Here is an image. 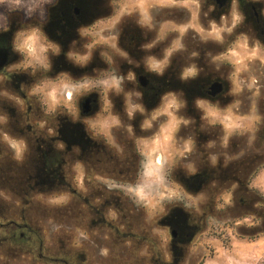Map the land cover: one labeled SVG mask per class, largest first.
<instances>
[{"label":"rangeland","instance_id":"1","mask_svg":"<svg viewBox=\"0 0 264 264\" xmlns=\"http://www.w3.org/2000/svg\"><path fill=\"white\" fill-rule=\"evenodd\" d=\"M253 1L259 2L264 10V0ZM41 2L0 0V28L6 24L5 17L10 13L18 12L30 18L33 14L41 15ZM178 2L180 0H119L117 3L115 0V15L109 24L99 22L92 30L83 31L86 43L76 49L71 58L77 65L84 66L96 51L103 56V51L109 49L110 60L118 57L114 20L117 15L121 18L130 14L141 23L151 25L157 14L150 11L151 5L176 6ZM183 4L188 6L183 9L184 18L188 16L187 23L181 28L170 22L167 27L175 28L180 34L190 31V42H211L210 47L204 48L205 56L211 67L220 69L222 78L229 84L228 104L197 103L207 126L214 127L212 132L222 134L215 141L203 143V154L196 149L187 129L191 121L183 117L180 95L166 96L157 110L144 113L138 106L136 89L124 86V83L133 84L134 77L116 76L118 70L109 59L111 69L106 74L98 71L95 76L54 79L30 76L29 88L18 92L5 76H0V148L5 155L10 154L19 162L28 155L26 136L8 125L10 108L26 110V97L30 99L27 115L34 128L48 130L49 125L57 126L56 117H67L82 122L89 136L105 143L121 159H125L121 143L131 138L136 139L140 151L137 158H132L130 174L125 176L75 161L69 166L66 190L37 197L46 209L39 225L49 248L65 246L83 254L86 264L171 262L168 252L171 231L164 228L162 220L169 211L180 207L199 228L185 245L180 264H264V236L249 240V232L257 221L249 218L246 205L235 203L237 184L216 183L190 194L174 177L178 171L185 176L194 174L204 156L210 165L244 164L245 167L240 165L237 171L245 178L249 177L250 163L251 170H257L251 187L264 195V44L259 42L258 35L245 31L236 4L230 15L218 22L211 20L212 8L207 0H186ZM156 30L157 41L165 40L166 25L160 24ZM15 46L23 54L18 67L31 72L46 66L44 56L49 44L36 29L28 28L19 33ZM214 49L221 54L214 57ZM169 53L161 48L158 57L151 60L152 67L161 71ZM195 72L196 67L192 65L188 74L192 76ZM110 74L113 76H108ZM93 93L99 96L101 109L91 116H83L81 100ZM118 94L124 95L125 114L130 122L140 116L143 119L145 135L136 136L134 128L120 116L113 102V96ZM4 100L7 103H2ZM52 132L48 130L47 134ZM69 205L72 207L67 210ZM97 209L101 215L96 214ZM6 263L37 264L26 256L7 259Z\"/></svg>","mask_w":264,"mask_h":264},{"label":"flooded vegetation","instance_id":"2","mask_svg":"<svg viewBox=\"0 0 264 264\" xmlns=\"http://www.w3.org/2000/svg\"><path fill=\"white\" fill-rule=\"evenodd\" d=\"M83 1H85L87 5L86 12H83L82 9L78 7V0H42L41 8L43 11H40L42 12L41 15L37 16L33 14L31 18L19 14L18 12L6 15V24L0 28V51L7 52L8 61L0 69V76H5L6 81L11 83L16 92L24 91L26 88H29V82L31 81L30 76H47L48 78L54 79L58 76H95L98 71L99 74H106L111 69L110 63L108 62L109 59L114 65V68L118 70L116 76L134 77L135 80L133 84L124 83V86L130 88L133 86L132 88L136 89L139 98L138 106L142 108L144 113H152L154 110H157L163 99L173 94L180 95L183 102V111L188 108V102L184 99L183 93L178 91L161 93L163 86L159 83V76H169V78L170 76H175L182 83L209 77L210 79L206 91L210 99H197L194 103L195 107L198 108L197 103L201 101L205 103H221L223 105L229 103V98L227 97V93L229 92L228 82L222 78L219 68L216 69L211 67L209 60H207L205 56L207 52L204 48L210 47L212 43L199 42L200 40L190 42L188 40L190 31L185 32V34H180V31H176L175 28L169 29L167 27V24L170 22H175L181 28L187 23L186 18L188 16L184 18L183 10L188 7L186 4H183V1L186 0H180V2H178L180 4H176V6L167 5L157 7V4L151 5L149 8L150 11L152 13L154 11V14L157 13L151 25H147L145 22L141 23L138 18L130 14H125L121 16V18L119 16L120 14L117 15L118 18L114 20H116L115 48L118 51V57H114V59L110 60L109 49L103 51V56L96 51L91 55L84 66H79L71 57L75 55L76 49H81L86 43L87 36H84L83 31L92 30L99 22H106L108 25L110 19L115 15V8L119 0H117L116 5H114L115 0ZM207 1L212 8V21L218 22L221 21L222 18H226L230 15L232 6L236 4L243 17L242 24H245L246 17L241 12L240 5L242 3H249V0ZM256 3L258 4V8L252 7L255 20L258 24L264 26V10L261 9L262 5L259 2ZM160 24L166 25L167 33L165 40L158 42L156 29ZM245 26L247 29H245V31L249 33V21H247ZM28 28L36 29L41 38L49 44V47L46 46L48 50L45 51L46 54L44 56L46 66L40 67L37 70H31V72L30 70L18 67L22 61L23 54L19 52L15 46L17 35ZM108 28L109 27L106 29L108 30ZM252 34L263 36V38L261 37L262 40L259 39V42L264 44V28L260 29L258 33H254L252 30ZM107 38L108 37L104 35V39L107 40ZM161 48L170 53L166 58L167 61L164 68L161 71H157L152 67L151 60L158 57L157 54ZM216 48L217 47H215V49ZM215 49L213 51L214 57L221 54L220 51ZM211 53L212 52H210L209 55ZM192 65L196 67V72L192 76H189L188 71ZM13 76L19 77L17 78V82L12 80ZM108 76L113 75L110 74ZM216 82L221 83L223 89L220 94L213 97L211 95V86ZM26 98V110L19 109L15 106L10 108L8 125L10 128L26 136L27 142H29L32 137L40 135L46 136L48 130H56L57 126L49 125L48 130L34 128L27 115L30 99ZM5 102L7 103L5 100L2 103ZM113 102L115 103V107L118 108L124 122L130 123L134 128L136 136L145 135L146 132H144L142 128L143 119H141V116L140 118L136 117L134 121L130 122L125 114L126 102L124 95L118 94V96H113ZM80 108L83 116L95 114L101 109L99 96L93 93L84 97L81 100ZM85 109L89 110L87 114L83 113ZM187 120L191 121L190 119ZM80 123L85 131L84 124L82 122ZM187 129L195 144L192 121ZM86 135L89 141L88 148L86 152L83 151L77 155V161L83 162L87 166L104 169L116 176L130 174V168L131 165H133L132 158H137L140 154L135 142L136 139L134 140L131 138L126 143H121V146L119 145L120 148H122L121 153L123 158H125L121 159V157L117 156L105 143L98 141L87 133ZM235 165L239 166V163ZM240 165L242 166V163H240ZM198 169L199 168H196V172ZM164 228L170 230L171 233L175 231L168 223L164 225ZM190 240L180 241L176 233V237H172L168 245L169 254L171 255L172 251L176 249L184 251L185 245L189 243ZM166 262V260H163L161 264H165Z\"/></svg>","mask_w":264,"mask_h":264},{"label":"trees","instance_id":"3","mask_svg":"<svg viewBox=\"0 0 264 264\" xmlns=\"http://www.w3.org/2000/svg\"><path fill=\"white\" fill-rule=\"evenodd\" d=\"M78 3V7L86 12L85 1L78 0ZM252 7L257 9L258 4L249 0V3L240 5V10L246 17L244 25L249 21V31L258 33L264 26L256 22ZM258 37L262 40L259 35ZM17 78L19 77L13 76L12 80L17 82ZM209 79L207 77L182 83L175 76L158 78L163 86L161 93H183L188 102L184 117L192 121L195 144L201 154L204 152L203 143L215 141L222 135L212 132L214 127L207 126L202 112L194 105L197 99H210L206 91ZM56 120L57 127L52 133L30 138L28 155L24 161L19 162L10 154L5 155L0 148V264H8L7 259H20L24 256L37 264H86L83 254H77L65 246L49 248L39 225L46 209L37 197L66 190L69 186V166L77 161L78 154L86 152L89 145L80 122H74L67 117H56ZM262 132L263 130L260 134ZM239 166H224L221 162L210 165L204 156L195 174L185 176L178 171L174 177L190 194L216 183L237 184L235 203L246 205L249 218L257 221L249 232V240L255 241L264 236V195L251 187V180L257 173V170H251L253 165L249 163L248 178L239 176ZM242 166L245 167L244 164ZM83 205L86 206V203ZM71 207L69 205L66 209L70 210ZM85 209L91 211L89 208ZM96 214L101 215V212L97 209ZM162 223L170 224L180 241L190 240L199 229L194 226L189 213L180 207L169 211ZM171 257V262L167 261L165 264H180L184 257L183 251L176 249L172 251Z\"/></svg>","mask_w":264,"mask_h":264},{"label":"water","instance_id":"4","mask_svg":"<svg viewBox=\"0 0 264 264\" xmlns=\"http://www.w3.org/2000/svg\"><path fill=\"white\" fill-rule=\"evenodd\" d=\"M7 61H8L7 52L0 51V69L7 63ZM142 79H144V78H142ZM222 89H223V85L221 83H219V82L214 83L211 86V95L213 97L217 96L218 94L221 93ZM88 111H89L88 109H85L83 113L87 114ZM171 235L173 238L176 237V232L172 231Z\"/></svg>","mask_w":264,"mask_h":264}]
</instances>
